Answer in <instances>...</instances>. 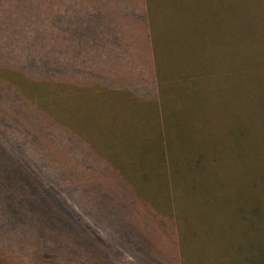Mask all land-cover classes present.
<instances>
[{"label":"trees","instance_id":"16d2710c","mask_svg":"<svg viewBox=\"0 0 264 264\" xmlns=\"http://www.w3.org/2000/svg\"><path fill=\"white\" fill-rule=\"evenodd\" d=\"M179 1L176 10L156 0H0V257L6 264H111L104 242L142 264H264L263 174L241 179L247 185L251 178L248 184L256 190L247 191L242 202L221 200L216 208L205 207L202 212L212 219L222 216L223 224L210 222L192 236V227L179 222L184 207L174 199L180 191L169 181L166 153L144 154L145 165L136 166L135 154L126 152L127 143L114 132L122 136L120 127L98 121L86 132L59 101L122 94L143 107L164 105L168 71L163 65L173 51L160 41L191 32L186 20L191 15L183 5L195 0ZM234 1L242 10L247 3L254 10L256 3ZM165 20L186 21V28L166 33ZM235 30L234 50L222 57L219 51L197 49L194 59L202 61V54L214 64L221 59L231 69L221 80L237 88L238 70L228 62L235 53L239 71L250 61L253 82L264 77V58L253 66L247 44V36L264 44V22ZM188 48L174 59L186 60L193 50ZM203 71L194 64L190 73L199 79ZM156 144L166 146L162 136ZM189 154L204 158L193 149ZM50 185L65 191L72 207ZM158 192L165 201L154 196ZM204 243L214 244L210 260L198 254Z\"/></svg>","mask_w":264,"mask_h":264},{"label":"rangeland","instance_id":"374dc122","mask_svg":"<svg viewBox=\"0 0 264 264\" xmlns=\"http://www.w3.org/2000/svg\"><path fill=\"white\" fill-rule=\"evenodd\" d=\"M156 1L162 7L164 5L176 10L182 4L179 0ZM249 4H244L242 10L234 0L184 2L183 11L191 15L186 18L191 32L187 30L184 31L185 34L175 32L177 27L185 29L186 21L178 20V24L162 21L165 25L164 32L175 33L177 36L166 35L160 41L167 51L173 52L163 65L168 71L163 84V95H166L163 96L164 105L159 108L153 105L140 106L122 94L73 96L59 100L67 115L86 132L94 130L98 121L102 126H108L107 122H110L120 127L122 136L120 131L114 132L123 144L127 143L126 152L135 154L133 162L136 166L145 165L144 154L153 157L161 152L166 153L164 165L171 171L169 181L173 179V189L180 191V195L173 191L177 195L174 199L179 200L180 207H184V215L179 222L182 225L187 222L192 227V236L196 234L197 228L207 226L210 222H215L217 227L223 224L222 216L217 215L212 219L211 214L202 212L205 207L210 205L212 209L216 208L221 200L228 202L241 198L242 202L247 191L256 190L252 184H248L251 178L245 179L247 185L241 179L247 175H264V77L260 76L262 81L253 82L249 77L254 70L250 61L239 71L236 65L239 56L235 53L230 58L231 62L227 60L232 63V69L238 70L235 75L241 86L235 88L232 83L221 80L224 76L222 73L231 70L225 69L221 59L217 64L205 54H202V61L200 58L195 63L194 59L198 55L197 49L204 48L219 51L223 53V57L224 52L234 50L232 39L237 27L246 30L254 20L262 19L264 22V0H256L255 5L260 7L258 9L252 4L254 10H250L247 8ZM259 24L253 26L250 32H254ZM243 34L250 35L248 32ZM182 35L184 40L179 41L177 38ZM247 39L251 57L249 60L253 62V66L262 65L260 60L264 58V44L255 37L247 36ZM188 46L193 49L192 56H188L186 60L174 59V56L189 49ZM240 58L246 62L244 56L240 55ZM194 64L199 70H204L199 79L190 73ZM176 73L178 75L173 82L170 76ZM178 81L182 82L181 88ZM239 132H243L246 137L235 138L234 135ZM161 136L166 146L154 145ZM190 149L204 158L189 154ZM196 163L198 168L195 170L193 165ZM220 187H223L222 191H217ZM57 193L69 206L73 205L65 198V191ZM146 193L151 194L149 191ZM148 196L146 197L153 201ZM154 196L159 200H166L162 192ZM90 231L100 239L95 230L91 228ZM253 239L254 236L249 234L248 240ZM101 245L111 264H142L134 254L130 256L106 242ZM202 248L203 253L198 254L210 260L215 253L214 244L204 243ZM0 264H6L3 257H0Z\"/></svg>","mask_w":264,"mask_h":264}]
</instances>
